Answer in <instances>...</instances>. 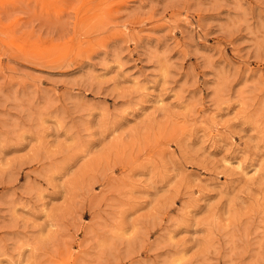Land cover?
I'll return each mask as SVG.
<instances>
[{"label": "rangeland", "instance_id": "obj_1", "mask_svg": "<svg viewBox=\"0 0 264 264\" xmlns=\"http://www.w3.org/2000/svg\"><path fill=\"white\" fill-rule=\"evenodd\" d=\"M0 264H264V0H0Z\"/></svg>", "mask_w": 264, "mask_h": 264}]
</instances>
